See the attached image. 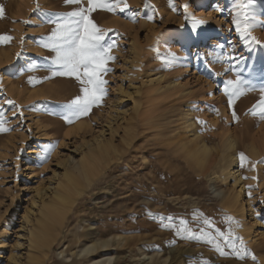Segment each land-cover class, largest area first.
Masks as SVG:
<instances>
[{
  "label": "rangeland",
  "instance_id": "1",
  "mask_svg": "<svg viewBox=\"0 0 264 264\" xmlns=\"http://www.w3.org/2000/svg\"><path fill=\"white\" fill-rule=\"evenodd\" d=\"M0 4V34L11 38L0 42V120L9 129L0 132V264L40 256L44 264L108 257L107 264H264V0H124L114 12H89L114 59L100 73L106 95L71 122L69 105L82 86L75 76H53L56 53L45 45L88 0ZM245 9L250 37L259 43L236 31ZM199 30L206 43L199 39L196 48L189 34ZM238 79L241 92L230 105L227 82ZM111 110L116 119L109 124ZM185 121L194 124L190 134ZM97 136L113 149L43 255L29 243L41 201L58 185L61 163L81 158L86 149L75 150ZM229 137L237 140L243 200L255 223L251 237L239 228L236 210L222 204L234 188L216 171L228 158ZM196 142L211 148L208 173L189 165ZM99 241H110L109 248L88 254Z\"/></svg>",
  "mask_w": 264,
  "mask_h": 264
},
{
  "label": "bare ground",
  "instance_id": "2",
  "mask_svg": "<svg viewBox=\"0 0 264 264\" xmlns=\"http://www.w3.org/2000/svg\"><path fill=\"white\" fill-rule=\"evenodd\" d=\"M198 22L201 25L204 22V18H200ZM189 37L194 40L196 48L200 47V44L198 43L199 39L204 38L200 30L198 32L196 31L190 33ZM203 42L206 43V38L203 39ZM216 43V41H212L210 46L214 47L216 46ZM117 102L118 99L115 103ZM115 111L111 110L109 112L107 123L111 124L112 121H115ZM193 125V122H184L183 126L185 127V130L189 131L188 134L192 133L191 128ZM101 136L103 135L101 134ZM101 136H97L91 141L84 142L75 150L73 154H76L82 148L86 149V151L82 150L81 158L78 159L76 156H68L67 159L61 163V166H63V174H59L55 178L58 180V185L52 189L50 196L47 195V190L45 193V199L41 201L39 212L35 218V224L33 229L29 231V243L34 250L40 251L43 255L45 252L49 253L51 251L53 245L57 241V233L65 226V222L67 221L77 199L82 194L84 188L86 186L89 187L88 185L93 183L94 179L101 173L102 165L106 162L105 158L109 154V151L113 149L110 142L105 143L101 140ZM194 136H196V134L191 135L193 138ZM188 139H190V136ZM195 141L196 139L191 142ZM236 145L237 140L233 137H229L227 143H225L224 151V153L228 154V158L225 159V164L222 167H219L218 169L216 168L218 178L221 182L226 184H228L231 180L234 182V188L232 192L230 191V195L225 196L224 194L220 196L223 200L222 204L226 209L236 210L238 214L237 216H239V228L246 232L248 237H251L254 236L253 229L255 228V223L252 221L248 222L252 215H248L250 211H247V205H245V201L243 200V187H241L240 171L237 166L236 155L233 152ZM253 151L257 154V149L253 148ZM210 152L211 148H209L205 143L201 146L197 145L195 148L189 149V165H191L194 169L202 171V173L204 171L208 173L209 171L207 168L209 154H211ZM41 192L42 190H39L38 193L40 194ZM215 192L218 193L217 189ZM219 194H221V192ZM34 205L36 206V204ZM109 245L110 241H99L98 243L90 245L86 251H88V254L95 253L99 250L106 251L109 248ZM44 258L41 256L40 258H28L29 262L26 264H44ZM111 259V257L101 258L100 260L94 258L91 264H107ZM148 259H153V256L149 255Z\"/></svg>",
  "mask_w": 264,
  "mask_h": 264
},
{
  "label": "snow or ice",
  "instance_id": "3",
  "mask_svg": "<svg viewBox=\"0 0 264 264\" xmlns=\"http://www.w3.org/2000/svg\"><path fill=\"white\" fill-rule=\"evenodd\" d=\"M81 2L82 0H66V3L77 5ZM123 2L124 0H103V2L101 0H88V8H79L69 14L74 19L69 22L57 24L52 34L55 37L54 42L45 45V47H49L56 53L54 64L58 66V70L53 71V76H75L82 86V95L75 97L69 105L70 116L66 117L69 122H71L73 117L78 119L88 115L94 105H99L103 96L106 95V89L104 87L106 81L100 79V73H106L108 71L105 66L107 60L114 59V57L109 55V49L113 45L104 42V31L99 29L92 19H89L88 13L97 8L114 12ZM148 6L145 4V7ZM241 7H244V5L242 4ZM120 11H123V8ZM4 15V5L0 4V18H3ZM147 18L149 20L152 19L151 16ZM234 23L238 33L245 38L250 37L251 25L248 23L246 9L243 21L237 20ZM250 38L256 43H259L255 37ZM10 39L8 35L0 34V42ZM33 79L35 78L29 77V82ZM227 84L232 86L231 92L227 93L230 97L229 104L231 105V98L236 97L241 92L242 82L239 79L237 81L229 80ZM8 103L12 104L13 102L8 101ZM259 107V117L260 119H264V96H262L259 102ZM252 114L256 115L257 113L253 110ZM232 115L233 119L237 118L234 111ZM197 123L204 124L198 118ZM3 124V120H0V132L9 130L4 128ZM239 157L241 162H243L245 159L244 154L239 153ZM167 219L171 220L173 218L168 217ZM217 250H219V246H217ZM244 251L246 255L247 250L245 249ZM236 255L237 258H242L239 252ZM252 258L255 260L254 256Z\"/></svg>",
  "mask_w": 264,
  "mask_h": 264
}]
</instances>
